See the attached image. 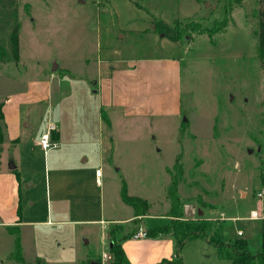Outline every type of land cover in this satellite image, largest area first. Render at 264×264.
Masks as SVG:
<instances>
[{"label": "rangeland", "instance_id": "obj_1", "mask_svg": "<svg viewBox=\"0 0 264 264\" xmlns=\"http://www.w3.org/2000/svg\"><path fill=\"white\" fill-rule=\"evenodd\" d=\"M113 1L0 0V264H23L11 258L15 226L27 263L109 264L110 230L120 242L141 227L148 233L154 217L171 224L174 178L183 208L175 222L207 223L215 244L191 238L167 261L232 264L216 245L228 251L236 238L258 253V0ZM163 23L181 29L179 41L159 29ZM52 114L57 130L45 151ZM124 182L150 203L152 218L135 217L122 201ZM253 209L259 221L247 219Z\"/></svg>", "mask_w": 264, "mask_h": 264}, {"label": "trees", "instance_id": "obj_2", "mask_svg": "<svg viewBox=\"0 0 264 264\" xmlns=\"http://www.w3.org/2000/svg\"><path fill=\"white\" fill-rule=\"evenodd\" d=\"M261 8L258 11V24L257 30L255 31L256 37L258 39L257 49H258V56L262 64H264V0H258ZM225 27L227 26L226 20L223 21ZM163 26L159 27L161 31H164L166 36L173 42H177L180 39L179 32L180 28H170L167 24H161ZM158 27V24L156 25ZM224 27V28H225ZM190 38V37H189ZM188 37H185L187 40ZM11 48L14 55V59H19V36H18V29L14 30V33L11 37ZM3 121V126L0 124V145L3 143V128H4V115L2 113V107L0 106V121ZM16 172V168L13 169ZM264 182V180H263ZM178 184L179 180L174 178L171 182V185L168 190V198L170 200L171 206L170 210L168 211V216L171 218L172 222L169 225L163 226H156L154 228L149 229L148 237L150 238H157L159 235H166L171 232L174 234V238L177 239V248L180 251L181 248L184 246L186 241L194 237H206L208 238V234L206 232L207 223L199 221L198 223H185V222H175L178 221L179 218L183 215V208L182 203L180 201L178 195ZM121 199L122 201L130 206L133 211L135 217H145L148 214L150 209V203L139 197V196H132L128 192V186L126 182L123 183L121 188ZM9 231L16 235V247L14 252L11 255L13 260L19 261L23 264H30L27 263L22 254V247L20 242V233L18 226L14 228H9ZM109 235L113 238L112 245L110 247V253L112 256V260L109 264H132L129 260L123 246L122 242L128 238L124 236L121 238V241L115 240L113 236V231H109ZM179 238V239H178ZM210 243H214V240L211 238L209 239ZM215 244V243H214ZM219 249V253L222 257H226L231 260L232 264H264V239L262 240V250L258 253L253 254L249 250V243L245 239L236 238L232 242V248L228 251H224L222 247L216 245ZM177 256H179V252L177 251ZM181 260V258L179 257ZM182 261V260H181ZM159 264H173L166 259L162 260ZM176 264H183V263H176Z\"/></svg>", "mask_w": 264, "mask_h": 264}, {"label": "crops", "instance_id": "obj_3", "mask_svg": "<svg viewBox=\"0 0 264 264\" xmlns=\"http://www.w3.org/2000/svg\"><path fill=\"white\" fill-rule=\"evenodd\" d=\"M115 1H113V2H115ZM140 16H141V14H139L137 17H140ZM117 73H119V72H117ZM102 88H103V85L101 84L99 89L95 90L94 92L95 93L101 92L103 90ZM6 102H4V104ZM8 170L13 171L10 168H8ZM252 211H257V210L253 209ZM148 218H152V217L146 216V219H148ZM158 218L160 219L161 217H157V218L154 217V220H156V222L158 224H156L153 227L152 226L151 227L148 226V227L154 228V227L160 225L159 224L160 222H158L159 221ZM113 219H114L113 220L114 223L119 221L117 218H113ZM247 219L250 221H255V222L259 221V219H257V220L251 219L250 216H248ZM263 228H264V221H263ZM239 231H241V230H238V232ZM122 246H123L129 260L132 262V264H158L164 259H171V258L177 256V243H176L174 237H172L171 235L158 236L157 238L147 237V238L139 239V240L128 238L122 242Z\"/></svg>", "mask_w": 264, "mask_h": 264}, {"label": "built area", "instance_id": "obj_4", "mask_svg": "<svg viewBox=\"0 0 264 264\" xmlns=\"http://www.w3.org/2000/svg\"><path fill=\"white\" fill-rule=\"evenodd\" d=\"M57 130V122L54 118L53 115H51L48 119V124H47V128H46V131L42 134V137H41V140H40V145L42 146V148L47 151L49 148L52 147L51 145V135L52 133ZM96 175L97 176H101L102 175V172L101 170H97L96 171ZM257 196L261 199H264V189H262L261 191H259L257 193ZM250 218L251 219H254V220H257V219H260V215L257 211H252L250 213ZM238 235H242V231H239L238 232ZM148 237V233L147 231L144 229V228H139L135 234L133 235V239L135 240H139V239H144V238H147Z\"/></svg>", "mask_w": 264, "mask_h": 264}, {"label": "water", "instance_id": "obj_5", "mask_svg": "<svg viewBox=\"0 0 264 264\" xmlns=\"http://www.w3.org/2000/svg\"><path fill=\"white\" fill-rule=\"evenodd\" d=\"M208 6H210V4H208ZM57 69H58V65H57L56 63H54V67H53V69H52V70H53V71H56ZM15 168H16V167H15V166H13V165H12V166H10V169H11V170H13V169H15ZM111 245H112V244H111Z\"/></svg>", "mask_w": 264, "mask_h": 264}]
</instances>
